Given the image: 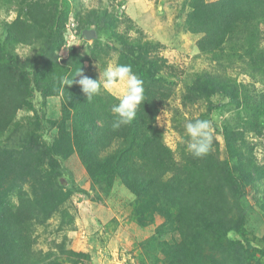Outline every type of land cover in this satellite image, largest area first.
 I'll return each instance as SVG.
<instances>
[{
	"label": "rangeland",
	"instance_id": "rangeland-1",
	"mask_svg": "<svg viewBox=\"0 0 264 264\" xmlns=\"http://www.w3.org/2000/svg\"><path fill=\"white\" fill-rule=\"evenodd\" d=\"M34 1L59 13L54 35L63 44L56 59L66 65L77 52L81 56L78 68L91 79L98 80L108 64L135 54H149L158 60L159 72L170 81L164 85L169 96L161 102L157 130L177 162L190 165L192 176H204L203 187L210 188L213 197V202L206 197V203L217 204L223 192L229 222L221 226L206 214L208 224H216L213 228L201 221L192 230L184 229L180 218L187 213L176 203L158 201L147 193L136 195L119 177L110 185L95 178L76 149L71 151L63 142V127L72 131V115L66 109L67 85H50L43 93L42 82L38 85L34 73L27 72L31 79L14 86L0 79V93L9 91L22 105L8 129L0 131V200L14 210L24 202L33 210L25 227L33 241L30 264H178L174 256L177 246H190L197 234L206 238L198 251L217 264H264V175L258 183L246 184L242 193L225 171V163L231 165L234 159L227 153L222 127L226 120L239 127L234 120L241 108L221 95L202 97L194 103L186 99L196 76L221 71L223 65L231 79L255 84L264 91V17L262 21L259 18L264 13V0H228L235 8L243 5L249 9L253 20L249 29L229 36L215 53L198 47L205 31L194 32L188 25L193 0H0V29L4 21L17 17L23 2ZM111 24L115 37L136 50L134 54L121 51L119 40L112 38L108 29ZM86 28L96 30L94 40L84 38ZM14 51L20 65L37 57L32 47L17 46ZM251 57L262 62L263 70L256 80L241 73ZM43 66L44 62L39 70ZM5 72L8 79L19 80L21 69L9 65ZM145 83L144 89L149 81ZM212 107L216 110H210ZM197 118L210 120L213 127L212 150L202 158H194L186 147L189 138L184 125ZM242 129L245 132L237 140V159L264 167V128L260 136L250 127ZM35 134L57 148L55 157L69 175L50 169L46 153L34 149ZM244 139L253 150L245 146ZM198 166H203L198 170L203 174L196 172ZM218 181L223 187L220 191L214 190Z\"/></svg>",
	"mask_w": 264,
	"mask_h": 264
},
{
	"label": "trees",
	"instance_id": "trees-1",
	"mask_svg": "<svg viewBox=\"0 0 264 264\" xmlns=\"http://www.w3.org/2000/svg\"><path fill=\"white\" fill-rule=\"evenodd\" d=\"M233 4L235 3H229L228 0L210 4L204 3L203 0H193V12L189 17L188 25L194 32L205 31L204 38L198 42V47L201 50L210 48L211 53H215L223 48L229 36L237 31L244 32L249 29L253 20L249 14L250 10L243 5L235 8ZM64 6L68 7V4L64 2ZM58 14L57 11L53 13L47 10L40 2H23L17 17L13 21L2 23L0 29V79L5 78L8 85L14 86L15 83L27 82L31 79L30 75L32 76L34 73L37 84L42 82L40 90L46 93L50 85L60 84V77L73 78L75 76L80 69L78 64L81 60V56L77 52L71 56L66 65L56 59V53L63 44L62 39L54 35ZM253 16H257V14ZM263 17L264 13L259 15L261 21ZM96 26L88 25L89 28ZM108 29L111 37L119 40V37H115L112 24ZM119 42L123 53H135L136 50L129 48L122 40ZM39 43H43V46L38 50ZM146 45L148 46V43ZM17 46L34 48L37 57L27 58L20 65L19 56L14 51ZM148 55L135 54L132 56L133 58L123 59L125 62L119 61V64L131 65L133 72L144 81V85L146 86V81H149V84L144 89L145 100L139 106L136 118L130 124L117 130H113L111 127L113 115L110 112L111 106L118 102L116 97L101 90L99 95L88 101L86 94L82 92L81 86L78 84L80 75L74 78L72 85L66 86L65 96L71 106L69 107L68 104L66 109L68 115H72V131L63 127L65 129L63 142L69 146L67 147L71 151L76 149L88 171L102 182L110 185L116 177H119L123 184L133 190L136 195L147 193L158 201L166 202L167 200L176 203L182 211L185 210L187 213L180 218V221L184 220L182 222L184 229L192 230L195 228L194 225L201 221L208 224L207 215L215 218L221 226H224L229 222V211L225 206L223 192L219 196L217 204L212 206V204L206 203V197H210L209 201L211 202H213V197L211 189L203 187L204 176L196 175L197 173L192 176L190 165L186 166L177 162L157 130L161 102L169 96V92H165L164 85L170 80L165 79L159 72L158 60L151 59ZM40 57L44 60L40 61ZM230 60L231 58L227 62L229 63ZM43 62L44 66L42 70H39V66ZM9 65L21 69L19 80L6 77L5 68ZM262 70L260 59L251 57L246 61L241 73L248 74L253 80H256ZM27 72H32V74ZM83 73L81 71V74L86 76ZM216 95L225 96L231 104L238 109L241 108L238 119L234 120L235 123L237 122V126L245 129L250 127L255 135H262L264 91H259L255 84L244 85L231 79L227 76L226 65H223L221 71L205 72L196 76L193 85L188 89L186 99L194 103L202 97L210 98ZM20 107L22 105L18 97L9 91L0 93V131H6L13 123L15 114ZM210 110L216 109L212 107ZM239 127H236L232 121L226 120L222 131L227 153L234 159L231 165L228 162L225 163L226 174L234 183V188L243 193L246 184L261 181L264 167H260L252 161L237 159L239 155L237 140L242 139L245 132ZM42 138L40 134L33 136L34 149L46 153L50 159L48 162L50 169L69 175V170L55 157L57 148ZM243 143L247 148L253 150V145L245 142V139ZM210 163L212 164V162ZM201 168L198 166L196 172ZM234 172H237L236 177ZM198 173L203 174V171ZM218 183L214 190L220 191L223 187L219 181ZM204 192L210 193V196L204 195ZM23 199L22 197V201ZM206 210L208 211L206 212ZM32 214L33 210L25 202L14 210L9 207L6 201L0 200V264H30L33 241L30 232H27L25 227ZM208 225L213 228L216 224ZM192 239L193 242H189L190 246H185V244L177 246L178 251L174 255L177 263L217 264L206 259L198 251L199 246L205 242L206 238L197 234ZM243 239L246 247H249L248 241L244 237Z\"/></svg>",
	"mask_w": 264,
	"mask_h": 264
},
{
	"label": "clouds",
	"instance_id": "clouds-1",
	"mask_svg": "<svg viewBox=\"0 0 264 264\" xmlns=\"http://www.w3.org/2000/svg\"><path fill=\"white\" fill-rule=\"evenodd\" d=\"M78 75L81 76L78 84L82 92L86 94L88 101L99 95L101 90L116 97L118 102L114 103L110 109L113 115L111 124L113 130L130 124L136 118L137 110L145 97L143 80L133 72L131 65L110 63L100 72L98 80L83 76L79 69L73 78L60 77L61 87L72 85L74 78ZM184 128L189 138L186 145L187 151L194 158H202L209 154L213 145L211 121L199 118L189 120Z\"/></svg>",
	"mask_w": 264,
	"mask_h": 264
},
{
	"label": "water",
	"instance_id": "water-1",
	"mask_svg": "<svg viewBox=\"0 0 264 264\" xmlns=\"http://www.w3.org/2000/svg\"><path fill=\"white\" fill-rule=\"evenodd\" d=\"M82 34L86 40H94L97 37L95 29H85Z\"/></svg>",
	"mask_w": 264,
	"mask_h": 264
}]
</instances>
